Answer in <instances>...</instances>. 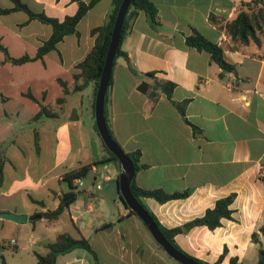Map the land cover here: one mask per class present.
<instances>
[{
    "label": "crops",
    "instance_id": "obj_1",
    "mask_svg": "<svg viewBox=\"0 0 264 264\" xmlns=\"http://www.w3.org/2000/svg\"><path fill=\"white\" fill-rule=\"evenodd\" d=\"M20 1L30 10L58 20L73 14L77 7L74 0ZM149 1L156 8L159 26L153 27L143 11H138L120 41L125 55L117 56L111 67L104 104L111 135L123 151L138 152V164L142 166L134 170L135 185L165 192L188 191L183 198L162 203L142 198L164 227L181 226L202 215L216 199L233 193L231 218H222L213 230L203 225L182 229L173 236L181 250L213 263L225 247L218 264H228L230 257H236L239 264H255L257 249L264 246V235L259 232L264 225V32L259 34L258 44L251 40L247 44L233 43L208 19L211 13L232 19L249 0ZM10 6V0H0V8ZM110 7V0H97L76 23V32L64 35L41 59L12 65L2 62L0 55V66L8 76L12 72L25 75L9 78L6 87L0 88V149L4 156L0 212L26 215L21 223L0 218V232L5 229L8 235H14L8 243L19 264H36L35 253H45L46 242L57 233L67 232L56 229L64 227L66 219L79 234L84 231L89 239L96 237L108 254L113 248L109 232L114 230L120 252L112 264L164 260L134 216L126 215V209L116 202L118 214L123 216L118 220L96 188L100 182L117 177L116 163L111 167L107 162L92 165L90 171L101 167L103 177L91 186L78 187L80 179H75L76 198L56 219L47 221L40 214L55 208L57 195L68 189L62 174L95 158L91 139L97 154L103 153L93 119L91 85L70 91L59 108L55 98L61 94L57 78L71 86L74 65L93 43L89 31L105 21ZM4 16L13 20L6 23L1 20ZM192 31L220 44L232 70L221 69L206 51L186 45L184 39ZM50 33L49 24L28 20L21 10L0 13V39L11 56L33 55ZM4 35L10 40L4 42ZM153 79L174 84L169 98L163 92L150 98ZM141 82L147 85L144 92L137 90ZM26 91L57 108L58 115L32 120L38 105L23 94ZM184 100L180 113L175 104ZM16 121L29 123L27 130L31 132L18 143L21 131L15 134L23 127L10 132ZM34 142L38 150H31L29 145ZM106 223L111 226L103 228ZM24 231L27 240L16 244L15 238ZM253 232L256 242L251 239ZM1 248L0 244V256ZM97 256L99 263L105 264ZM74 262L93 264L77 248L55 259V264Z\"/></svg>",
    "mask_w": 264,
    "mask_h": 264
},
{
    "label": "trees",
    "instance_id": "obj_2",
    "mask_svg": "<svg viewBox=\"0 0 264 264\" xmlns=\"http://www.w3.org/2000/svg\"><path fill=\"white\" fill-rule=\"evenodd\" d=\"M12 2V6L6 8H0V13H8L16 10H21L26 13L27 19H37L40 22L47 23L51 27V33L47 39H45L39 46H37L33 55H28L27 53L21 54L19 56H11L6 47L2 44L0 39V53L2 55V62H8L12 65H20L25 62L33 61L36 59H41L44 54H46L49 50L55 48V44L59 42L64 35L75 33V25L78 20L83 16L86 10L92 6L97 0H88L87 2H83L82 0H74L77 3L76 10L71 15H66L62 20H58L56 18L47 17L41 12H34L30 10L27 5L20 0H10ZM111 7L106 16L105 21L98 26H95L90 29L89 33L93 36V43L89 50L86 52L84 57L74 65L76 72L72 74V84L69 87L66 81L57 78V82L61 88V94L55 98V104L58 105L56 107H60L64 104L66 100V95L70 91H78L82 90L86 85H91V106L93 105L94 94L96 90L97 80L100 74V70L103 64L104 55L106 52V47L109 40L110 30L112 27L113 19L116 13V10L121 2V0H110ZM244 7L240 8L236 15L229 20H224L222 17L209 14V21L218 29L222 30L223 33L229 38L231 42H238L240 44H247L248 41H253L256 44L259 43V34L264 32V0H249L244 5ZM138 11H143L147 20L153 27H157L160 24L159 17L157 15L156 8L149 0H130L126 12L123 17L119 42L115 51L114 60L117 56L125 55L123 51L120 50V41L123 35L129 30L130 23L133 18L136 16ZM185 44L191 47L196 48L197 50H204L209 54V58L212 62H214L221 69L226 71L232 70V66L228 64L223 56V47L215 42H212L205 37H203L200 33L196 31H192L191 34L187 35L184 39ZM112 63V65H113ZM151 76V74H149ZM111 82V73L107 83L108 88ZM174 84L168 80H157L153 79L151 90L149 91V96L151 99H154L158 92H163L167 98L170 97L171 91L173 89ZM28 99L37 103L38 110L35 114L32 115V120H38L40 117H54L58 115L57 108L49 104H43L38 101L29 91L23 93ZM105 96L103 101V114H104V104H105ZM185 100L176 103V108L180 113L183 111V105ZM105 124L108 130V133L114 140L111 135V131L108 127L107 120L104 114ZM115 141V140H114ZM116 142V141H115ZM99 143L103 150V153L98 154L97 158H94L89 163L81 164L75 168H72L66 172H64L61 176V179L65 181L68 185V189L60 192L57 195L58 203L57 206L53 209H47L41 212V217L45 218L47 221H51L56 219L72 202H74L77 195V185L74 184L75 179H80L84 177L86 173L91 169L92 165L105 163L107 161H114L118 166L119 163L114 155L107 150L102 141L99 138ZM117 143V142H116ZM124 153L131 159L134 170L138 168V166H142V164H138V152H125ZM4 156L0 149V170L3 164ZM129 189L133 197L142 205V207L147 211L150 217L153 219L158 229L164 238L176 249L181 251L182 253L188 255L174 241L173 236L177 233L182 232V229H188L192 226L203 225L207 227L209 230H213L214 228L220 225V220L222 218H231L232 210L229 207L230 203L233 199V193H230L226 196L220 197L216 199L211 207H208L204 210L203 214L197 217L190 219L189 221L183 223L181 226L175 227H164L161 225L156 217L147 209L145 204L142 202V198L149 197L153 198L155 201L162 203L170 199L175 198H183L187 196L188 191L181 192H165L161 189H144L138 187L133 182V179L129 183ZM116 202H119L116 200ZM126 215H132L140 219L127 207ZM123 216L117 215L116 218L120 220ZM141 222V221H140ZM144 226V224L141 222ZM111 226V223H106L102 227L107 228ZM145 227V226H144ZM146 228V227H145ZM259 232L264 235V225L259 227ZM252 241H257V234H251ZM156 247L161 249V247L153 240ZM46 248V252L35 253L36 264H55L56 256L59 254H64L74 248H83L87 251L93 264H100L98 261V256L96 252L91 248L89 242L84 237L80 236L75 238L68 234L67 232H60L55 235V237L44 244ZM226 253V248L224 247L222 252L218 255L217 259L213 263H208L197 259L195 257H191L195 261L201 264H218L223 256ZM228 264H239L237 262L236 257H230ZM255 264H264V246H259L257 249V258Z\"/></svg>",
    "mask_w": 264,
    "mask_h": 264
},
{
    "label": "water",
    "instance_id": "obj_3",
    "mask_svg": "<svg viewBox=\"0 0 264 264\" xmlns=\"http://www.w3.org/2000/svg\"><path fill=\"white\" fill-rule=\"evenodd\" d=\"M129 2L130 0H121L116 10L93 99V119L97 135L104 146L107 148V150L114 155L119 163V171L117 177L106 179L100 182L98 184V191L104 197L112 215H118L116 200H118L123 207H127L128 209H130L144 224L152 239L170 258L174 259L180 264H201L172 246L161 234L157 225L147 213V211L133 197L129 189V183L134 175L133 163L131 159L124 153L121 147L112 139L105 124L103 114L104 95L111 73L113 58L119 42L123 17ZM146 87V83L141 82L137 87V90L140 92H144ZM89 145L93 156L97 158L98 154L96 151L95 141L91 139L89 141ZM35 216L40 217V214H37ZM0 218L8 219L15 223H21L26 220V215L0 212Z\"/></svg>",
    "mask_w": 264,
    "mask_h": 264
},
{
    "label": "rangeland",
    "instance_id": "obj_4",
    "mask_svg": "<svg viewBox=\"0 0 264 264\" xmlns=\"http://www.w3.org/2000/svg\"><path fill=\"white\" fill-rule=\"evenodd\" d=\"M12 16H4L1 20L6 22V23H9L10 21L13 20V18L11 19ZM4 42L6 41H9L10 38L7 36V35H4V38H3ZM3 42V41H2ZM5 44V43H4ZM11 50L13 51V49L11 48ZM1 55V53H0ZM11 77L15 76V77H25V75H22L21 73H10ZM10 76H8V73L7 71H5V69H3V67L0 66V88L1 87H6L7 85V82H8V79L11 78ZM29 125V123H21L19 121H16L15 124H12L11 126V129H10V132L16 130L18 127H23V129L19 130L16 132L15 135L18 134V132L21 131V135H19L16 140H17V143L21 140V139H27L30 135V131L27 130V126ZM32 127V126H31ZM2 127L0 125V131H1ZM2 134V132H0V135ZM31 150H38V146H37V143L34 142V144H30L29 145ZM107 163H109L108 166H112L113 163H115L114 161L111 162V161H107ZM103 163H101V166H102ZM103 177V174H102V171H101V167H97L95 171H88L86 173V175L84 177H81L80 178V184L78 185V187H86V186H91V183L92 182H100L101 178ZM53 184L56 185V179L53 180ZM98 190V188H97ZM121 209H123L121 207ZM135 221L137 222L136 224L137 225H140V228L142 229L144 235L146 237H148V240L150 239V241L152 240V238L150 237V235L148 234L146 228H144V226L141 224V222L135 218ZM66 222L64 227H57L56 229L58 230H66L67 232H69L70 234H72L75 238H78L80 236L84 237L85 239H87V241L89 242L90 246L92 244V246H94V249L91 248L96 252V254H98L100 256V260L102 262H104L105 264H112L114 261H115V257L117 258L118 254L120 251H119V246H118V240L116 239V234L113 231H110L109 232V235L112 237L113 239V248H112V253L108 254V253H105L101 247H100V241L97 240L96 237L94 236H91L90 239L88 238L89 235H85L84 236V231H80V234L78 232H76L73 228V225L71 224V222L66 219ZM63 228V229H62ZM120 228V227H119ZM118 228V229H119ZM1 234V239H0V244L2 246L1 250L3 251L2 253V256H0V264H19L20 261L18 260L17 258V255L16 253L14 252V250L10 249L9 248V244L8 243V240L10 237H13L14 238V235H8V232L3 229L2 232H0ZM82 234V235H81ZM28 238V233L27 232H23V234L21 235V237L19 239L15 238L16 239V244H22V241L25 242ZM153 241V240H152ZM77 250L82 252L84 255H86V258L87 260L91 261V256L89 255V253H87V251H84L83 248H79L77 247ZM98 252V253H97ZM115 253V254H114ZM159 253L161 255H163V262L159 261L158 259L154 262V264H180L178 263L177 261H175L174 259L170 258L162 249L159 250ZM72 264H78V262H74ZM86 264H89V263H86Z\"/></svg>",
    "mask_w": 264,
    "mask_h": 264
},
{
    "label": "built area",
    "instance_id": "obj_5",
    "mask_svg": "<svg viewBox=\"0 0 264 264\" xmlns=\"http://www.w3.org/2000/svg\"><path fill=\"white\" fill-rule=\"evenodd\" d=\"M96 188H98V185H96Z\"/></svg>",
    "mask_w": 264,
    "mask_h": 264
}]
</instances>
